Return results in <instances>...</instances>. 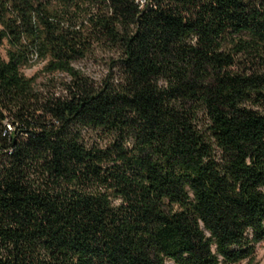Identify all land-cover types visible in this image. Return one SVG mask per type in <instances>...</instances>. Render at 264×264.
I'll list each match as a JSON object with an SVG mask.
<instances>
[{
	"label": "trees",
	"instance_id": "1",
	"mask_svg": "<svg viewBox=\"0 0 264 264\" xmlns=\"http://www.w3.org/2000/svg\"><path fill=\"white\" fill-rule=\"evenodd\" d=\"M2 47L0 264H256L264 0H0Z\"/></svg>",
	"mask_w": 264,
	"mask_h": 264
},
{
	"label": "rangeland",
	"instance_id": "2",
	"mask_svg": "<svg viewBox=\"0 0 264 264\" xmlns=\"http://www.w3.org/2000/svg\"><path fill=\"white\" fill-rule=\"evenodd\" d=\"M4 54V47L0 48ZM114 57L110 51L97 48L93 53L86 56L83 60L73 63V66L82 72H85L95 80H99L108 70L107 63L110 58ZM44 62H37L32 66L23 67L22 71L25 76L34 78V84L45 87V85H56L57 88L62 86L63 82L68 81V76L62 72L47 73L43 68ZM256 264H264V241L257 246Z\"/></svg>",
	"mask_w": 264,
	"mask_h": 264
},
{
	"label": "built area",
	"instance_id": "3",
	"mask_svg": "<svg viewBox=\"0 0 264 264\" xmlns=\"http://www.w3.org/2000/svg\"><path fill=\"white\" fill-rule=\"evenodd\" d=\"M141 3L143 2V0H139Z\"/></svg>",
	"mask_w": 264,
	"mask_h": 264
}]
</instances>
